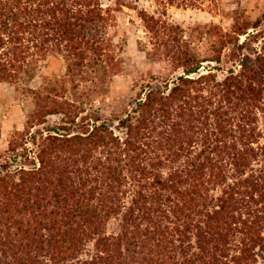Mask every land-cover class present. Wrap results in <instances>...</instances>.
Instances as JSON below:
<instances>
[{
	"label": "trees",
	"instance_id": "1",
	"mask_svg": "<svg viewBox=\"0 0 264 264\" xmlns=\"http://www.w3.org/2000/svg\"><path fill=\"white\" fill-rule=\"evenodd\" d=\"M104 22L100 0H0V81L57 53L97 54ZM262 41L238 44L240 70L222 80L172 50L184 72L137 101L119 121L124 138L99 118L77 131L76 103L35 90L30 117L62 112L69 126L38 133L33 166L4 164L0 264H264Z\"/></svg>",
	"mask_w": 264,
	"mask_h": 264
},
{
	"label": "rangeland",
	"instance_id": "2",
	"mask_svg": "<svg viewBox=\"0 0 264 264\" xmlns=\"http://www.w3.org/2000/svg\"><path fill=\"white\" fill-rule=\"evenodd\" d=\"M100 5L105 22L99 34L92 32V39H99L102 46L98 49V45L97 54L88 50L84 57L83 52L70 57L57 53L32 61L15 82L0 81V174L7 172L4 164L8 170L33 166L37 144L43 139L38 133L46 136L52 128L69 126L62 112L30 117L36 108L35 90L76 103L77 131L91 130L82 124L99 118L98 124L106 122L124 138L119 121L137 101L158 84L172 87L171 82L184 72L172 50L180 46L196 59L206 60L200 74L212 71L222 80L230 68L240 70L238 44L244 43L243 52L263 45L264 0H100ZM218 29L227 35L225 39L216 34ZM217 55L220 62L207 60ZM261 114L264 132V111ZM13 143L18 144L14 150ZM105 230L107 235L117 233L119 220L111 219ZM95 252L96 241L91 240L82 257Z\"/></svg>",
	"mask_w": 264,
	"mask_h": 264
}]
</instances>
